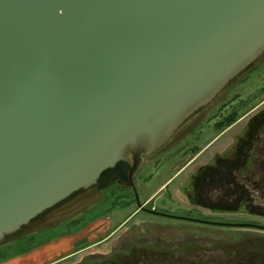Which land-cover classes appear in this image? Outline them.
<instances>
[{
	"label": "water",
	"instance_id": "obj_1",
	"mask_svg": "<svg viewBox=\"0 0 264 264\" xmlns=\"http://www.w3.org/2000/svg\"><path fill=\"white\" fill-rule=\"evenodd\" d=\"M263 57L264 0H0V246L121 162L143 208L146 159Z\"/></svg>",
	"mask_w": 264,
	"mask_h": 264
},
{
	"label": "rangeland",
	"instance_id": "obj_2",
	"mask_svg": "<svg viewBox=\"0 0 264 264\" xmlns=\"http://www.w3.org/2000/svg\"><path fill=\"white\" fill-rule=\"evenodd\" d=\"M255 66L145 162L136 175L142 202L178 217L264 226V57ZM123 183L92 187L46 213L0 246V264H109L133 243L170 244L179 259L222 245L264 252V229L137 213Z\"/></svg>",
	"mask_w": 264,
	"mask_h": 264
},
{
	"label": "flooded vegetation",
	"instance_id": "obj_3",
	"mask_svg": "<svg viewBox=\"0 0 264 264\" xmlns=\"http://www.w3.org/2000/svg\"><path fill=\"white\" fill-rule=\"evenodd\" d=\"M254 66L252 67L254 68ZM219 98L220 96L214 102H216ZM211 105L207 107L206 109L208 108L210 109L212 107ZM198 116L200 117V115ZM198 116L196 117L198 118ZM151 157L146 159V161L150 160ZM117 175H119V173L116 171L109 173L108 176H106L103 181L104 184L108 185L109 187L112 184L119 183L120 182L118 181L119 176ZM123 185L133 189V195H132L131 201L133 205L137 206V213L145 212L153 216H164V215H159V214L149 212V210H154L156 212L174 215V214L159 210L157 208L150 207L149 205L145 204V202H142V201L141 202L143 204V208H141V206L139 205L137 201L133 186L128 182L127 179H126V182L123 183ZM97 187H99V185ZM114 211H117V209H115ZM137 213H135V215ZM45 214H43L42 216H44ZM42 216L37 218L35 221L40 219ZM130 220L131 219H128V220L126 219V221L124 220L125 221L124 224L128 223ZM35 221H33V223ZM207 221L221 222L219 220H214V219L213 220L207 219ZM122 224L118 226V228H122L124 226V224L123 225ZM208 225H217V224H208ZM28 227L26 229H28ZM118 228L117 230H119ZM24 230L20 231L19 233L15 234L12 237H15V236H18L19 234L24 233L25 232ZM163 244L158 243L157 245L149 246L148 248H146V246L140 243H133L130 249L124 254V256L121 259L117 257L113 259V261L109 264H264V252L261 253L260 250L257 251V249L255 248H253L252 250H249L248 252H245V251L242 252L241 248L234 247V249L232 248L226 249L225 246L222 245V246H218L217 248H202L203 252H200V253L193 252V248H191L190 250H188L189 252L186 255L185 259H179V257L177 256L176 248L174 246L172 247V245L170 244L169 245H163ZM211 249L213 251H211ZM217 249H221L220 250L221 253ZM210 251L213 253H215V251H219L217 257L216 256L212 257V255H209L208 253H210ZM226 255H228L227 258H226Z\"/></svg>",
	"mask_w": 264,
	"mask_h": 264
},
{
	"label": "trees",
	"instance_id": "obj_4",
	"mask_svg": "<svg viewBox=\"0 0 264 264\" xmlns=\"http://www.w3.org/2000/svg\"><path fill=\"white\" fill-rule=\"evenodd\" d=\"M222 121H220L219 123H218V127H221V126H223V124L221 123ZM129 166L127 165V164H125V163H119L118 164V166L115 168V169H111V170H108V171H106L105 173H103V175H102V177H101V184L99 185V187L100 186H102V185H104V179H105V177L106 176H108V174L109 173H111V172H113V171H116V172H118L119 173V175H117V176H119V178H118V181L120 180V181H124V182H126V179H127V173H128V170H129ZM51 210H48L47 212H45V213H48V212H50Z\"/></svg>",
	"mask_w": 264,
	"mask_h": 264
},
{
	"label": "crops",
	"instance_id": "obj_5",
	"mask_svg": "<svg viewBox=\"0 0 264 264\" xmlns=\"http://www.w3.org/2000/svg\"><path fill=\"white\" fill-rule=\"evenodd\" d=\"M19 260V259H18Z\"/></svg>",
	"mask_w": 264,
	"mask_h": 264
}]
</instances>
